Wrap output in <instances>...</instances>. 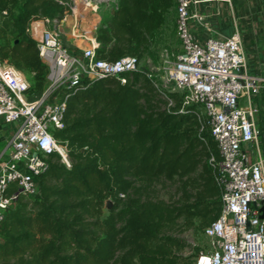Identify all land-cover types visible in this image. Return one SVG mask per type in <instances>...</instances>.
<instances>
[{
  "label": "trees",
  "instance_id": "obj_1",
  "mask_svg": "<svg viewBox=\"0 0 264 264\" xmlns=\"http://www.w3.org/2000/svg\"><path fill=\"white\" fill-rule=\"evenodd\" d=\"M176 0H117L96 27L99 58L139 59L157 42ZM108 4V3H105ZM59 0H0V61L31 73L29 100L45 91L49 65L28 31L32 20L64 18ZM113 10V12H112ZM141 66L115 76L82 78L66 92L65 146L36 177L37 192L21 197L0 224V264H187L186 239L172 231L203 229L221 212V189L208 157L220 158L202 107L182 93L160 97ZM184 107V111L180 109ZM175 185L168 200L162 181Z\"/></svg>",
  "mask_w": 264,
  "mask_h": 264
},
{
  "label": "built area",
  "instance_id": "obj_2",
  "mask_svg": "<svg viewBox=\"0 0 264 264\" xmlns=\"http://www.w3.org/2000/svg\"><path fill=\"white\" fill-rule=\"evenodd\" d=\"M67 6L66 14H76L91 7L88 0H59ZM211 0H176L175 32L180 48L165 49L163 81L182 93L184 105L197 104L201 128L208 127L216 141L220 158L208 157L216 168L215 179L221 189L222 208L216 220L205 227L208 248L201 250L196 264H264L263 158L250 162L243 149L260 133L255 97L264 89L261 67L250 72L242 34L237 27L224 37H199L192 21L202 24L207 17L222 14L219 8L206 12L197 8ZM233 9V0H222ZM49 19L32 20L28 31L35 39L40 57L54 61L56 77L44 93L29 100L30 85L23 72L7 61H0V118L6 123L18 122L6 145L0 151V224L6 210L21 197L38 190L36 177L47 167L49 156L58 152L69 164L64 145L54 136L64 127L68 93H59L50 101L51 91L74 87L82 78L93 80L111 75L127 82V73L138 70L140 59L125 55L116 60L99 58L95 39L81 52L70 51L61 43L56 30L46 26ZM152 77L151 73H147ZM50 76V75H49ZM158 87L172 103L168 89ZM184 111V107L180 109ZM264 136V132H263ZM1 240V234H0Z\"/></svg>",
  "mask_w": 264,
  "mask_h": 264
},
{
  "label": "rangeland",
  "instance_id": "obj_3",
  "mask_svg": "<svg viewBox=\"0 0 264 264\" xmlns=\"http://www.w3.org/2000/svg\"><path fill=\"white\" fill-rule=\"evenodd\" d=\"M88 1L91 2V7L90 8L87 7V9L81 11V13L84 15L85 12H89V10L95 9L94 21L100 22L104 17L109 15V11L113 9L117 0H88ZM234 10L237 11L239 15L250 14L253 23L257 25L256 33L252 36V38L248 43L249 45H254L252 58L258 55L259 58L258 59L254 58V60L264 61V0H243V2L241 3L234 4ZM71 14L72 13H69L68 15ZM71 16L73 17L72 22L74 23L76 21L75 19L76 14L75 15L72 14ZM58 24H59L58 21L53 20V21H48L46 23V26L48 27V29L56 30L58 32L59 29ZM94 25L95 24H93V26L89 25V28L94 27ZM167 48L169 49L170 53L172 51L175 52L180 48V44L175 32V13L173 11L169 14L167 22L160 30L158 34L157 42L153 43L150 46V50L143 55V57L140 59V64H139L140 65L139 67L145 66L150 71L153 80L156 82V84L159 87H163V89L167 88L168 91L172 92L177 90L174 89L173 86L170 85L166 86L162 76L164 73L163 71L165 66L163 53L164 50ZM46 63L50 67V76L48 78V84L46 87L47 89L55 79L57 73H56V66L54 61L47 60ZM21 71L23 72L27 80L31 82L32 80L31 73L23 70ZM59 93H60L59 89L55 91H51V93L48 96V100L50 101L57 100L59 98ZM159 93H160V97L162 99H165V95L160 91ZM11 124L15 126L18 124V122L16 121ZM174 191H175V185L169 181L162 180L156 187V192H157L156 195L159 198H163L166 200L170 198V196L174 193ZM172 233L184 237L188 243V246L185 248V250L181 251V253L185 257V262L187 264H196V260L201 250L208 248L210 245V240L204 234L203 229L184 230V226L181 225V222L175 227Z\"/></svg>",
  "mask_w": 264,
  "mask_h": 264
},
{
  "label": "crops",
  "instance_id": "obj_4",
  "mask_svg": "<svg viewBox=\"0 0 264 264\" xmlns=\"http://www.w3.org/2000/svg\"><path fill=\"white\" fill-rule=\"evenodd\" d=\"M241 2H243V0H233L232 10L228 7L227 3L222 0H211L199 4L197 8L204 12L209 8H219L222 14L214 17H207L202 24L193 20V29L199 37L208 35L224 37L231 34L235 27H237L244 40L250 72L253 73L258 67H261L262 73L264 74V61L254 60V58H259L258 55L252 58L254 45H249L248 43L256 33L257 25L253 23L250 14L239 15V13L234 10V4ZM94 10L95 9H91L89 12H85L80 18L75 16L76 21L74 23L72 22V14L58 21V34L63 45L70 51L81 52L91 46L92 42L96 39V27L99 21H94ZM93 24H95L94 27L89 28V25L93 26ZM254 101L260 108L257 115V124L260 133L256 141L245 143L243 149L247 153L250 162L263 158L264 167V89L260 91ZM14 128L15 126L13 124L6 123L0 118V151L4 148L8 139L13 134Z\"/></svg>",
  "mask_w": 264,
  "mask_h": 264
},
{
  "label": "water",
  "instance_id": "obj_5",
  "mask_svg": "<svg viewBox=\"0 0 264 264\" xmlns=\"http://www.w3.org/2000/svg\"><path fill=\"white\" fill-rule=\"evenodd\" d=\"M112 12H113V10H112ZM261 211H262V213H261V218H263L264 217V203H263V205L261 206Z\"/></svg>",
  "mask_w": 264,
  "mask_h": 264
}]
</instances>
